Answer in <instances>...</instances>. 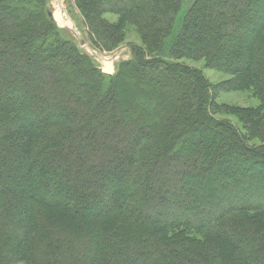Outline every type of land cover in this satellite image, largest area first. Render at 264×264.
<instances>
[{
	"label": "trees",
	"instance_id": "1",
	"mask_svg": "<svg viewBox=\"0 0 264 264\" xmlns=\"http://www.w3.org/2000/svg\"><path fill=\"white\" fill-rule=\"evenodd\" d=\"M67 3L140 44L104 74L51 0H0V264H264V0Z\"/></svg>",
	"mask_w": 264,
	"mask_h": 264
},
{
	"label": "rangeland",
	"instance_id": "2",
	"mask_svg": "<svg viewBox=\"0 0 264 264\" xmlns=\"http://www.w3.org/2000/svg\"><path fill=\"white\" fill-rule=\"evenodd\" d=\"M58 3L61 4L62 10L67 15L70 22L73 23V26L75 28V32L72 29H70L69 27L59 26L58 23L56 22V20L54 19V10H55V7L58 5ZM69 4L72 5L73 2L71 1V3H69ZM69 4L67 3V0H51V7H52L51 17L54 20V23L56 24L57 28L61 29L64 32H67L70 35H72L74 37V39L76 40V43L79 46V48L94 60V62L97 64V67L99 68V70L102 73L112 75L115 72L116 66L120 61L130 59V57H131V51H130L131 46L140 44V40H139L137 33L131 27H128L127 28V38L124 40V42L122 44H120L118 47H116L111 52L99 51V50L93 48V46L91 45V43L88 40V37L86 35V29L80 27L81 23L78 22L77 19H76V21L72 20L73 17L78 16V12L74 9L75 10L74 14L73 13L68 14ZM69 12H70V10H69ZM107 18L109 20H115L116 19V17L114 15H108ZM77 22L80 24V26L78 25ZM67 33H66V35H68ZM102 57H105L107 59H111V58L116 57V59L112 61L113 62L112 63V66H113L112 72L108 73L106 71H103L102 63L100 60V58H102ZM183 62H184V64H186L187 66H189L193 69L200 70L202 75L206 78V80L213 85L219 84V83L230 78V76L228 74L205 68L202 60L183 61ZM215 102L220 106L221 105H228L230 107H242V108L243 107L244 108H246V107L256 108V107H258V104H259V101L249 91H246V92H229V93L228 92H219L215 96ZM215 118L218 120H228L230 123L233 124V126L239 128V129L242 128V125H240L239 120L235 116L217 114V115H215ZM249 143H250V145L253 143L257 144L258 141H256V142L251 141ZM14 264H25V263H14Z\"/></svg>",
	"mask_w": 264,
	"mask_h": 264
},
{
	"label": "bare ground",
	"instance_id": "3",
	"mask_svg": "<svg viewBox=\"0 0 264 264\" xmlns=\"http://www.w3.org/2000/svg\"><path fill=\"white\" fill-rule=\"evenodd\" d=\"M54 19L56 20V22L58 23L59 26L61 27H69L70 29H72L75 32L73 23L70 22L69 18L67 17V15L65 14V12L62 10V6L60 3H58V5L55 7L54 10ZM115 58H111V59H107L105 57L100 58L101 63H102V69L103 71H106L108 73L113 71V66H112V61L115 60Z\"/></svg>",
	"mask_w": 264,
	"mask_h": 264
},
{
	"label": "water",
	"instance_id": "4",
	"mask_svg": "<svg viewBox=\"0 0 264 264\" xmlns=\"http://www.w3.org/2000/svg\"><path fill=\"white\" fill-rule=\"evenodd\" d=\"M75 29V28H74Z\"/></svg>",
	"mask_w": 264,
	"mask_h": 264
}]
</instances>
